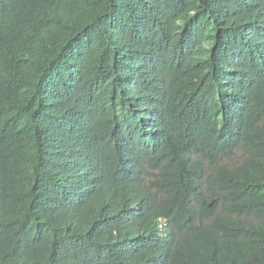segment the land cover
<instances>
[{"label": "trees", "instance_id": "16d2710c", "mask_svg": "<svg viewBox=\"0 0 264 264\" xmlns=\"http://www.w3.org/2000/svg\"><path fill=\"white\" fill-rule=\"evenodd\" d=\"M27 27L48 28L53 52L46 64L44 55L30 70L6 71L36 107L23 139L0 137V166L10 165L0 195L24 177L58 189L48 158L83 105L85 81L99 86L104 108L118 115V139L147 172L115 204L105 190L68 204L25 194L22 208L5 210L15 226L0 230V264H64L74 255L76 264H264V79L241 107L239 127L219 130L218 97L229 77L219 49L215 58L203 51L242 40L263 53L264 25L235 19L225 0H0V40ZM145 39L175 40L157 98L167 103L169 136L181 151L166 146L161 124L141 121L140 99L131 105L123 96L133 76L125 61L131 42ZM184 55L202 61L211 110L196 99L173 108L171 75L181 78ZM121 177L110 171L109 187Z\"/></svg>", "mask_w": 264, "mask_h": 264}, {"label": "clouds", "instance_id": "9594fccd", "mask_svg": "<svg viewBox=\"0 0 264 264\" xmlns=\"http://www.w3.org/2000/svg\"><path fill=\"white\" fill-rule=\"evenodd\" d=\"M225 1L235 19L252 26L264 25V0ZM31 28L14 32L9 40H0V137L12 133L23 139V132L31 125L35 127L33 112L36 104L32 98H23L13 90V80L6 73L23 68L30 70L44 55L43 64L49 62L53 51L48 43L53 41L47 40L48 28ZM170 41L175 40H132L131 53L125 61L133 76L123 96L130 100L131 105L137 104L140 99L141 121L161 124L166 146L181 151L169 136V111L164 109L167 103L161 104L157 98L166 70L176 60L170 59ZM216 43L218 47H207L203 51L215 58L219 49L221 65L225 76L229 77V81L223 84L222 95L218 97V104L223 107L218 128L235 129L239 127L240 109L248 100L251 88L264 79V52H257L252 44L246 45L242 40H217ZM187 58L189 60L179 80L168 73L173 78L169 92L173 108L181 100L196 99L211 110L210 90L213 84L211 80L206 83L202 61L193 62L191 57ZM98 88L88 81L79 87L83 105L70 114L63 139L49 155L50 164L58 172V189L44 191L36 188L35 180L27 177L19 183L7 184L10 191L0 195V230L15 226L5 219V210L8 207L22 208L25 194L35 196L42 203L59 201L68 204L105 190L115 204L123 196L135 192L142 183L140 176L147 172V167L131 144L118 139V115L104 108ZM110 171L122 175L118 188L112 189L108 185ZM9 174L10 165L0 166V176L7 177ZM74 256L64 264H76Z\"/></svg>", "mask_w": 264, "mask_h": 264}]
</instances>
